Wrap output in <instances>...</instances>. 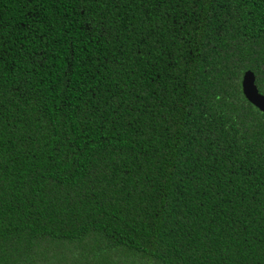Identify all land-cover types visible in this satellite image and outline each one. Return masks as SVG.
Instances as JSON below:
<instances>
[{"label":"trees","instance_id":"obj_1","mask_svg":"<svg viewBox=\"0 0 264 264\" xmlns=\"http://www.w3.org/2000/svg\"><path fill=\"white\" fill-rule=\"evenodd\" d=\"M264 0H0V264H264Z\"/></svg>","mask_w":264,"mask_h":264},{"label":"water","instance_id":"obj_2","mask_svg":"<svg viewBox=\"0 0 264 264\" xmlns=\"http://www.w3.org/2000/svg\"><path fill=\"white\" fill-rule=\"evenodd\" d=\"M242 94L246 100L264 114V95L258 92L255 85L254 74L250 71L244 73L241 81Z\"/></svg>","mask_w":264,"mask_h":264}]
</instances>
